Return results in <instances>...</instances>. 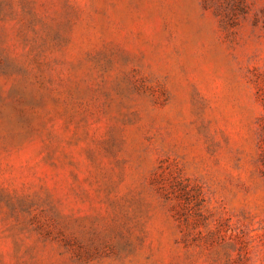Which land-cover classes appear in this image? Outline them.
<instances>
[{
  "label": "rangeland",
  "instance_id": "374dc122",
  "mask_svg": "<svg viewBox=\"0 0 264 264\" xmlns=\"http://www.w3.org/2000/svg\"><path fill=\"white\" fill-rule=\"evenodd\" d=\"M0 264H264V0H0Z\"/></svg>",
  "mask_w": 264,
  "mask_h": 264
}]
</instances>
